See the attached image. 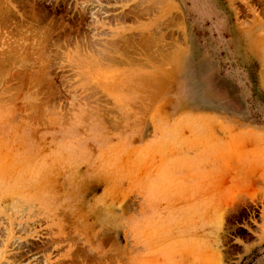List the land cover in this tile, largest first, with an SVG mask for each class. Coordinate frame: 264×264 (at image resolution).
<instances>
[{
	"label": "rangeland",
	"instance_id": "obj_1",
	"mask_svg": "<svg viewBox=\"0 0 264 264\" xmlns=\"http://www.w3.org/2000/svg\"><path fill=\"white\" fill-rule=\"evenodd\" d=\"M238 6L0 0V264H264V14Z\"/></svg>",
	"mask_w": 264,
	"mask_h": 264
},
{
	"label": "flooded vegetation",
	"instance_id": "obj_2",
	"mask_svg": "<svg viewBox=\"0 0 264 264\" xmlns=\"http://www.w3.org/2000/svg\"><path fill=\"white\" fill-rule=\"evenodd\" d=\"M239 2V11L240 15H242L245 19L249 20L248 16L253 15V10L256 14H264V0H244L243 3L241 0H238Z\"/></svg>",
	"mask_w": 264,
	"mask_h": 264
},
{
	"label": "bare ground",
	"instance_id": "obj_3",
	"mask_svg": "<svg viewBox=\"0 0 264 264\" xmlns=\"http://www.w3.org/2000/svg\"><path fill=\"white\" fill-rule=\"evenodd\" d=\"M160 1H161V0H160ZM165 2H166V1H165ZM165 2H164V3H165ZM2 3H3V2H2ZM6 4H7V3H6ZM1 5H2V4H1ZM7 6H9V5H7ZM1 10H2V9H1ZM8 10H9V9H8ZM11 12H12V11H11ZM7 13H8V11H7ZM47 36H48V35H47ZM41 38H42V37H41ZM46 38H47V37H46ZM43 52H44V51H43ZM41 53H42V51H41ZM42 55H43V54H42ZM1 56H2V55H1ZM3 56H4V55H3ZM22 56H23V55H22ZM47 57H48V56H47ZM8 58H9V57H8ZM0 59H1V58H0ZM2 65H3V64H2ZM21 78H22V77H21ZM39 78H40V77H39ZM24 79H25V78H24ZM32 79H33V78H32ZM25 81H26V80H25ZM29 81H30V80H29ZM35 83H36V82H35ZM31 84H32V83H31ZM33 84H34V83H33ZM33 84H32V85H33ZM24 85H25V84H24ZM37 103H38V102H37ZM101 214H102V213H101ZM69 235H71V234H69ZM96 237H97V236H96ZM71 238L73 239V237H71ZM82 238H83V237H82ZM72 239H71V240H72ZM74 239H75V238H74ZM81 240H82V239H81ZM53 241H54V240H53ZM53 241H52V242H53ZM78 242H79V241H78ZM72 246H73V245H72Z\"/></svg>",
	"mask_w": 264,
	"mask_h": 264
}]
</instances>
